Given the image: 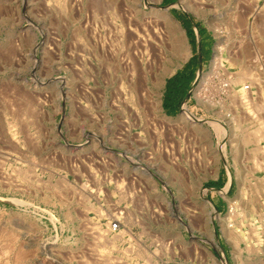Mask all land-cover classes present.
Returning a JSON list of instances; mask_svg holds the SVG:
<instances>
[{
    "label": "rangeland",
    "instance_id": "1",
    "mask_svg": "<svg viewBox=\"0 0 264 264\" xmlns=\"http://www.w3.org/2000/svg\"><path fill=\"white\" fill-rule=\"evenodd\" d=\"M225 263L264 264V0H0V264Z\"/></svg>",
    "mask_w": 264,
    "mask_h": 264
},
{
    "label": "trees",
    "instance_id": "2",
    "mask_svg": "<svg viewBox=\"0 0 264 264\" xmlns=\"http://www.w3.org/2000/svg\"><path fill=\"white\" fill-rule=\"evenodd\" d=\"M170 2H172V0H165L166 4ZM178 20L186 28V32L189 38L191 39L193 46H196V37L194 35L189 19L188 18L186 19L182 16L178 18ZM199 32H200L199 37L201 39V37L203 38L202 36L203 32L201 30H199ZM206 51L207 49L203 45L200 51L203 59H204V53ZM197 59H198L197 55L193 56L181 71H178L169 80H167L165 95L163 98V109L167 116L173 117L179 113L182 102L186 98L188 91L191 87L190 85L192 83L195 69L197 67V61H196Z\"/></svg>",
    "mask_w": 264,
    "mask_h": 264
},
{
    "label": "built area",
    "instance_id": "3",
    "mask_svg": "<svg viewBox=\"0 0 264 264\" xmlns=\"http://www.w3.org/2000/svg\"><path fill=\"white\" fill-rule=\"evenodd\" d=\"M248 89H249V87L247 86L245 88V90H248ZM121 182H122V180H121ZM115 189L117 191L123 190L122 187H118V186H116ZM114 208L117 210V209H119V206L117 204H115ZM120 215H121V213H114V214L108 215L104 218V221H111L109 223V226L105 229L104 235L101 232L96 233L94 230H93L94 231L93 233L95 235H97L99 237V239H102L103 237H106L107 235H115L116 233H119L121 231V227H122V223H121L122 219L120 218ZM93 220L100 221L99 214L97 216H95L93 218Z\"/></svg>",
    "mask_w": 264,
    "mask_h": 264
},
{
    "label": "bare ground",
    "instance_id": "4",
    "mask_svg": "<svg viewBox=\"0 0 264 264\" xmlns=\"http://www.w3.org/2000/svg\"><path fill=\"white\" fill-rule=\"evenodd\" d=\"M151 23V22H150ZM143 24V23H142ZM139 26V25H138ZM141 39V38H140ZM141 41V40H140ZM137 43V42H136ZM141 48V47H140ZM246 63V62H245ZM137 70V69H136ZM249 78V77H248ZM241 79V78H240ZM237 81V80H236ZM234 83V82H233ZM246 90L244 89V88H242V90H241V92H245ZM245 94V93H244ZM240 96H242V94L240 95ZM243 99H246V97H243ZM256 106V105H255ZM255 108V107H254ZM186 111V110H185ZM185 114L184 115H186L185 117H188V118H190V119H192L193 120V122H197L198 120H195L194 118H193V116H191V114H189L188 113V111L187 112H184ZM258 117V116H257ZM217 123V122H216ZM215 125V124H214ZM217 125V124H216ZM216 127V126H215ZM208 216V215H207ZM234 217V216H233ZM230 228H232V230H234V228H233V226H231ZM237 229V228H236ZM234 232V231H233ZM235 232H237V231H235ZM241 232V231H240ZM234 234V233H233ZM237 238H238V236H239V232H237V234L235 235ZM243 239V238H242ZM241 238H240V242H243V240L245 241V239H243L242 240ZM232 240V239H231ZM248 240V239H247ZM213 241V240H212ZM239 242V243H240ZM238 243V244H239ZM247 244V243H246ZM250 244V243H249ZM251 245V244H250ZM249 245V246H250ZM237 244H236V248H237ZM248 246V247H249ZM252 247V246H251ZM215 248H217L216 246H215ZM248 249V248H247ZM251 249V248H250ZM249 250V249H248ZM247 250V251H248ZM226 264V263H225Z\"/></svg>",
    "mask_w": 264,
    "mask_h": 264
},
{
    "label": "crops",
    "instance_id": "5",
    "mask_svg": "<svg viewBox=\"0 0 264 264\" xmlns=\"http://www.w3.org/2000/svg\"><path fill=\"white\" fill-rule=\"evenodd\" d=\"M194 30H195V29H194ZM197 44H199V43L197 42V36H196V45H197ZM196 55H197V54H196ZM191 58H192V57H191ZM191 58H190V59H191ZM190 59H189V60H190ZM189 60H188V61H189ZM188 61L185 63V65L188 63ZM185 65H184V66H185ZM184 66L181 67L180 69H178L176 72H174L173 75L176 74L178 71H181V70L184 68ZM173 75H172V76H173ZM172 76H170L169 78H167V80H169ZM167 80H166V82H167ZM166 82H165V86H164V89H163V92H162V95H161V106H162V109H163V98H164L165 90H166ZM188 92H189V91H188ZM163 111H164V109H163ZM164 112H165V111H164Z\"/></svg>",
    "mask_w": 264,
    "mask_h": 264
},
{
    "label": "flooded vegetation",
    "instance_id": "6",
    "mask_svg": "<svg viewBox=\"0 0 264 264\" xmlns=\"http://www.w3.org/2000/svg\"><path fill=\"white\" fill-rule=\"evenodd\" d=\"M190 24H191V23H190ZM191 26H192V25H191ZM192 29H193L194 35H195V37H196V36H197V33L195 32L193 26H192ZM199 34H200V32H199V30H198V37H199ZM199 38H200V37H199ZM201 39H202V37H201ZM202 46H203V42L201 41V43H200V48H202Z\"/></svg>",
    "mask_w": 264,
    "mask_h": 264
},
{
    "label": "water",
    "instance_id": "7",
    "mask_svg": "<svg viewBox=\"0 0 264 264\" xmlns=\"http://www.w3.org/2000/svg\"><path fill=\"white\" fill-rule=\"evenodd\" d=\"M197 42L199 43V37H198V34H197Z\"/></svg>",
    "mask_w": 264,
    "mask_h": 264
}]
</instances>
